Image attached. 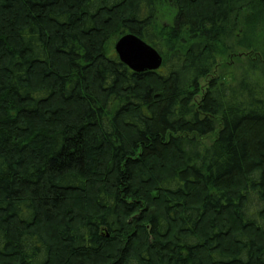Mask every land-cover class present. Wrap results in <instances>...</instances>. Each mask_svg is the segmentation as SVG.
<instances>
[{"label":"trees","instance_id":"obj_1","mask_svg":"<svg viewBox=\"0 0 264 264\" xmlns=\"http://www.w3.org/2000/svg\"><path fill=\"white\" fill-rule=\"evenodd\" d=\"M0 264H264V0H0Z\"/></svg>","mask_w":264,"mask_h":264},{"label":"water","instance_id":"obj_2","mask_svg":"<svg viewBox=\"0 0 264 264\" xmlns=\"http://www.w3.org/2000/svg\"><path fill=\"white\" fill-rule=\"evenodd\" d=\"M119 61L133 73L155 72L162 65V57L135 35L122 36L114 44Z\"/></svg>","mask_w":264,"mask_h":264},{"label":"rangeland","instance_id":"obj_3","mask_svg":"<svg viewBox=\"0 0 264 264\" xmlns=\"http://www.w3.org/2000/svg\"><path fill=\"white\" fill-rule=\"evenodd\" d=\"M164 14L161 23L164 22V25L170 20L171 18V9L168 8V5L162 7ZM237 60L234 57H224V58H218L216 67L214 68V71L212 72L215 76H219L224 78V81L226 83H230L233 81L232 77L234 72L237 71ZM207 81V79L202 80L201 86Z\"/></svg>","mask_w":264,"mask_h":264}]
</instances>
